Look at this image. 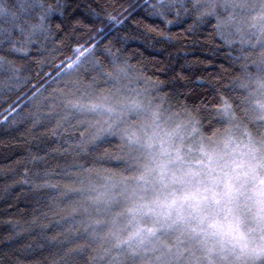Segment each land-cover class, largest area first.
Segmentation results:
<instances>
[{
    "label": "trees",
    "instance_id": "16d2710c",
    "mask_svg": "<svg viewBox=\"0 0 264 264\" xmlns=\"http://www.w3.org/2000/svg\"><path fill=\"white\" fill-rule=\"evenodd\" d=\"M235 11L221 0H0V264H115L93 184L130 171L129 153L87 105L112 83L149 88L202 138L230 126L263 137L249 96L264 85V40L219 29Z\"/></svg>",
    "mask_w": 264,
    "mask_h": 264
},
{
    "label": "rangeland",
    "instance_id": "374dc122",
    "mask_svg": "<svg viewBox=\"0 0 264 264\" xmlns=\"http://www.w3.org/2000/svg\"><path fill=\"white\" fill-rule=\"evenodd\" d=\"M221 4L236 10L237 18L229 19L230 26L219 23V29L229 28L232 35L245 31L248 41L258 37L264 40V0H221ZM83 52L71 62L77 61ZM88 103L91 110L95 109L91 120L94 128L119 136L129 153L125 154L130 171L113 169L107 175L99 174L93 184L94 192H102L103 201L99 205L109 211L102 223L106 238L102 237L103 231L97 237L100 241L107 239L115 264L126 261L136 264L138 260L140 264H264V251L250 253L221 248L194 230L189 209L182 206L169 209L166 202L176 186L163 183L159 171L160 165L171 158V153L165 155L164 149L178 148L186 159H193L202 144L212 143L225 134L239 142L251 143L264 154V129L260 140L257 137L244 140L249 136L240 137L241 133H234L232 126L219 136L202 138L190 118L163 109L160 99L147 87L112 83L110 89L97 92L94 101ZM249 103L263 114L264 85L251 92ZM127 149L124 148L126 152ZM119 203L126 205L120 208ZM237 210L242 218L250 211L243 197Z\"/></svg>",
    "mask_w": 264,
    "mask_h": 264
},
{
    "label": "clouds",
    "instance_id": "9594fccd",
    "mask_svg": "<svg viewBox=\"0 0 264 264\" xmlns=\"http://www.w3.org/2000/svg\"><path fill=\"white\" fill-rule=\"evenodd\" d=\"M164 153L171 158L160 165V179L176 186L169 209H189L194 230L221 248L264 251V154L258 148L225 134L202 144L193 159L178 148ZM241 197L250 209L243 218L237 210Z\"/></svg>",
    "mask_w": 264,
    "mask_h": 264
},
{
    "label": "snow or ice",
    "instance_id": "6c2138e0",
    "mask_svg": "<svg viewBox=\"0 0 264 264\" xmlns=\"http://www.w3.org/2000/svg\"><path fill=\"white\" fill-rule=\"evenodd\" d=\"M167 2H168V0H157V3H158L159 5H163V4L167 3ZM162 14H163V13H153V15H162ZM110 19H112L113 21H115L116 24H121V23H123L122 21L116 20L115 17H112V18H110ZM167 23L171 24L172 22H171V21H168ZM165 39H167V37H165Z\"/></svg>",
    "mask_w": 264,
    "mask_h": 264
}]
</instances>
